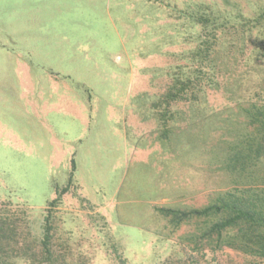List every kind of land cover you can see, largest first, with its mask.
<instances>
[{
    "label": "rangeland",
    "instance_id": "374dc122",
    "mask_svg": "<svg viewBox=\"0 0 264 264\" xmlns=\"http://www.w3.org/2000/svg\"><path fill=\"white\" fill-rule=\"evenodd\" d=\"M260 122L264 0H0L4 264H264L193 214Z\"/></svg>",
    "mask_w": 264,
    "mask_h": 264
},
{
    "label": "trees",
    "instance_id": "16d2710c",
    "mask_svg": "<svg viewBox=\"0 0 264 264\" xmlns=\"http://www.w3.org/2000/svg\"><path fill=\"white\" fill-rule=\"evenodd\" d=\"M259 122V121H258ZM259 136L249 145L243 153L236 156L237 162H248L250 159L256 163L264 158V122H260L258 129ZM246 165V163L244 164ZM243 166V165H242ZM244 169V167H242ZM252 190V189H251ZM251 190L243 191L240 195H233L228 198L221 197L219 204L206 208L202 211H194L193 214L210 217L214 215H224L220 223H218L210 237L216 235L221 243L223 232L240 226L242 236L237 240H232L234 245L238 244V248L243 251L257 253L259 257L264 258V186L260 188V193L251 195ZM61 201V197L55 199L51 206ZM1 217V216H0ZM14 232L7 219L0 218V251L5 247L4 242L9 243ZM46 238H49V233L46 230ZM236 247V248H237ZM36 255V254H34ZM0 254V264L5 262ZM35 257V256H34ZM33 256L29 258L34 262Z\"/></svg>",
    "mask_w": 264,
    "mask_h": 264
}]
</instances>
